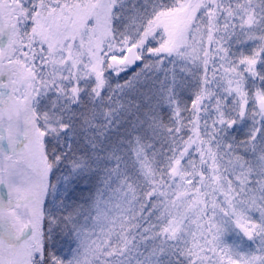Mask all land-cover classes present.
Listing matches in <instances>:
<instances>
[{
	"label": "snow or ice",
	"instance_id": "snow-or-ice-1",
	"mask_svg": "<svg viewBox=\"0 0 264 264\" xmlns=\"http://www.w3.org/2000/svg\"><path fill=\"white\" fill-rule=\"evenodd\" d=\"M0 264H264V0H0Z\"/></svg>",
	"mask_w": 264,
	"mask_h": 264
}]
</instances>
